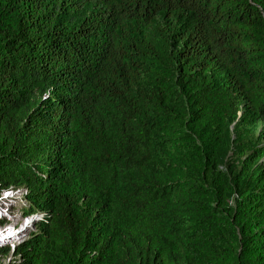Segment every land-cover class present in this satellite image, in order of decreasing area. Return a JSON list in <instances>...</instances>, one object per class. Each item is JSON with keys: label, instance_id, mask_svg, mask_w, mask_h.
I'll return each instance as SVG.
<instances>
[{"label": "trees", "instance_id": "16d2710c", "mask_svg": "<svg viewBox=\"0 0 264 264\" xmlns=\"http://www.w3.org/2000/svg\"><path fill=\"white\" fill-rule=\"evenodd\" d=\"M9 187L8 264H264V0H0Z\"/></svg>", "mask_w": 264, "mask_h": 264}, {"label": "rangeland", "instance_id": "374dc122", "mask_svg": "<svg viewBox=\"0 0 264 264\" xmlns=\"http://www.w3.org/2000/svg\"><path fill=\"white\" fill-rule=\"evenodd\" d=\"M24 187H9L2 190L0 195V245L9 248L6 256L0 254V264L13 263L12 249L28 239L35 230V222L41 219L43 210H34L25 214L22 208L28 206L24 195Z\"/></svg>", "mask_w": 264, "mask_h": 264}, {"label": "built area", "instance_id": "2783aa9c", "mask_svg": "<svg viewBox=\"0 0 264 264\" xmlns=\"http://www.w3.org/2000/svg\"><path fill=\"white\" fill-rule=\"evenodd\" d=\"M43 215H41V217H42Z\"/></svg>", "mask_w": 264, "mask_h": 264}]
</instances>
